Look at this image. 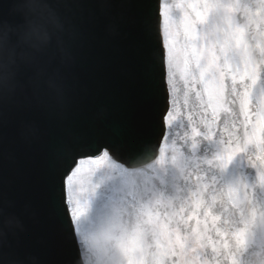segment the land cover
I'll list each match as a JSON object with an SVG mask.
<instances>
[{"label":"snow or ice","instance_id":"1","mask_svg":"<svg viewBox=\"0 0 264 264\" xmlns=\"http://www.w3.org/2000/svg\"><path fill=\"white\" fill-rule=\"evenodd\" d=\"M11 2L24 16L15 25L0 16V145L13 98L63 92L48 75L58 69L21 78L40 21L63 31L58 5L115 0ZM138 3L156 38L146 66L152 139L132 151L109 139L65 144L47 177L74 264H264V0ZM37 131L25 124L21 135ZM7 247L0 235V264H21Z\"/></svg>","mask_w":264,"mask_h":264}]
</instances>
